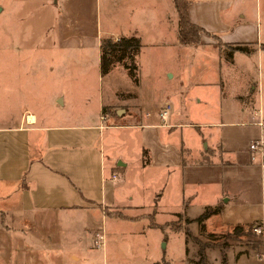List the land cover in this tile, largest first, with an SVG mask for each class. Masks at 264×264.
<instances>
[{
	"label": "crops",
	"instance_id": "obj_1",
	"mask_svg": "<svg viewBox=\"0 0 264 264\" xmlns=\"http://www.w3.org/2000/svg\"><path fill=\"white\" fill-rule=\"evenodd\" d=\"M190 1L192 22L206 31L201 44L195 46L202 54L193 74L202 78L193 82L203 90L196 101L211 110L200 108L196 121H190V98L182 88L171 93L185 110L180 114L176 110L170 121L172 110L163 120L161 106L158 114L162 124L134 121L124 125L160 127L170 134L184 127L197 129L199 135L192 130V141L186 137L170 144L162 141L160 134L154 138V146L144 148L148 162L152 159L168 167L167 195H173L176 207L164 212L163 191L151 193L148 209L122 206L115 199L117 188L108 186L109 173L113 181L115 174L117 179L120 174L126 178L127 164L108 159L102 140L105 121L117 112V119L143 114L142 81L129 80V87L116 83L110 101L99 97V116L66 114L60 123H48L35 107L20 105L16 100L27 97L23 90L15 91L11 86L2 94L14 101V116L4 111V105L11 104L0 98V264H32L31 259L40 264L39 254L51 222L55 232L60 229V236H76L80 244L85 238L83 245L88 251L98 235L113 233L122 240L129 232L130 241H137L131 247L137 264H178L172 236L181 241L183 264H260L264 233L250 238L246 228L256 222L264 224V156L253 160L250 150L253 140H264V0ZM52 2L59 7L61 25L55 45L70 49V60L83 59L79 55L82 48L97 49L92 56L100 70L101 39L113 36L138 37L143 48H166L175 52L178 62L185 63L189 46L179 40L174 0H106L113 7L121 6L125 27L118 33L103 27L101 17L94 14L93 0H86V5L91 3L89 14L77 12L72 23L66 13L82 1ZM229 44L245 46L249 52L233 51ZM212 55L214 67L207 63L213 61ZM179 66L167 69L170 78H182ZM115 70L128 72L122 64ZM209 76L214 79L205 81ZM91 90L96 93L94 86ZM14 92H18L16 97ZM57 100L62 101L61 95L53 97L55 103ZM166 101L171 103L168 97ZM106 106L108 113L103 110ZM119 107H129L128 116L120 115ZM26 113L35 115L36 123L27 124ZM237 127L245 129L239 134ZM163 214L169 220L161 219ZM128 224L133 226L125 230ZM237 228L240 231L235 234ZM153 234L158 235L160 247L150 242ZM221 235H229L226 242L219 239ZM198 254L201 263H196ZM71 259L80 262L83 256L72 252Z\"/></svg>",
	"mask_w": 264,
	"mask_h": 264
},
{
	"label": "rangeland",
	"instance_id": "obj_2",
	"mask_svg": "<svg viewBox=\"0 0 264 264\" xmlns=\"http://www.w3.org/2000/svg\"><path fill=\"white\" fill-rule=\"evenodd\" d=\"M80 1H82L81 4L73 5L72 11L66 13L69 17L68 21L71 23L74 22L77 12L87 15L90 12L91 3L89 6L86 5V0ZM92 6L95 11L94 14H97L99 19L101 17L104 28L110 27L111 31L116 33L124 31L125 25L121 20L120 5L113 7L107 4L106 0H93ZM0 9H2L0 10V98H3V102L11 104L4 105L7 108L4 110L5 112L14 113V116L17 111L13 108L15 106L14 101H11L9 95L2 94L12 86L15 91L23 90L27 97V99H17L16 101L20 105L27 103L35 107L41 118L48 123H60L65 119L66 114L79 116L97 113L99 116V97H104L105 101L108 102L113 97L112 92L116 83L118 86L129 87L131 85L129 80L134 81L129 71L121 74L115 70L119 64L112 68L109 72L110 76L109 73L104 74L102 72L101 61L100 70H98V67L94 65L92 56L93 53H98L97 49L93 51L82 48L79 55L83 59L79 61L70 60L72 51L64 46L60 48V46L55 45V41L59 39L61 25L59 7L52 0H0ZM262 22L264 29V17ZM105 37L110 36H103V38ZM188 46L185 63L181 64L175 58V52H169L166 48L161 47L147 46L143 48L141 44V50L134 61L138 67V79L142 81L143 114L130 119H117L119 117L117 112L116 118L108 117L105 121L107 127L104 130L102 140L108 159H117V162L122 161L127 164L125 179L121 174L119 179L114 181L111 179L110 173L107 176L108 186H111L113 190L114 187L117 188L115 199L119 205H134L138 206L137 209L139 210L148 209L151 193L156 191L166 192L162 204L164 212L166 209L170 210L177 205L173 195L170 197L167 195L170 186L168 167L158 164L152 159L148 162L144 148L148 149L154 146V138H158L160 134H162V141L170 144H176L183 138L186 140V137L192 141V130L199 135L197 129L184 127L176 130L174 134H170L168 129H161L160 127L150 129L142 126L124 125H133L132 122L134 121L145 124L156 121V123L162 124L158 111L162 109L167 97L171 99L173 107L169 116L170 121L171 117L176 115V110L179 111V114L185 110L182 108L181 102L174 98L176 94L171 93L182 88L190 98L187 116L191 119L190 121H196L200 108H205L203 104H198L196 101L197 94L203 90L193 82L194 79L202 78L193 74L196 72L194 70L198 68L202 51L196 49L195 46ZM213 58L215 59L214 55H212L213 61L207 63H213L214 67ZM179 64L182 66L184 75L182 78H170L167 69H178L180 68ZM213 79V76L204 78L205 81ZM93 86L96 93L91 90ZM15 93L16 97L18 92ZM56 95H61V102L57 100L55 103L53 101V97ZM5 96L8 101H6ZM119 108L122 110L120 115L128 116L129 107ZM108 109L109 107L106 106L105 113L109 112ZM205 110L211 109L205 108ZM112 112L115 113L116 109ZM122 112L124 113L122 114ZM237 128L239 134L245 129L244 127ZM198 138L201 143V137ZM126 210L129 213L136 212V209L134 211ZM160 218L164 221L166 218L169 220V216L165 214L161 215ZM129 226L133 225L128 224L125 226V230H129ZM55 228L54 222L47 226L44 249L39 254L40 264H137L131 252V247L135 246L137 241L133 239L130 241L129 237L132 235L129 232L123 234L127 237H123L122 240L113 233L109 236L103 234L104 243H101L99 247L93 238V246H90L91 249L88 251L83 245L86 242L85 238L80 237L83 243L80 244L76 236H60L62 234L60 229H57V233ZM246 230L250 233V238L260 236L252 232L251 226H248ZM237 232L239 230H236L235 234ZM228 236L221 235L219 239L226 242ZM150 238L152 245L160 247L158 246L160 244L157 234H153ZM76 240L79 245L75 244ZM170 240H173L171 245L175 249L173 252L175 260L178 264H183L181 262L183 250L180 239L172 236ZM72 252L82 254L83 259L80 262L74 261L71 259ZM196 257V263H201L202 259L199 254ZM31 263L38 264L37 262L34 263L32 259Z\"/></svg>",
	"mask_w": 264,
	"mask_h": 264
},
{
	"label": "trees",
	"instance_id": "obj_3",
	"mask_svg": "<svg viewBox=\"0 0 264 264\" xmlns=\"http://www.w3.org/2000/svg\"><path fill=\"white\" fill-rule=\"evenodd\" d=\"M179 15V40L183 45L199 46L202 40V33L205 29L192 22L189 16L190 0H174ZM233 51L249 52L242 45H231ZM141 50V41L138 37H122L116 39L113 36L101 39V69L104 74L109 73L118 64L124 65L136 83L138 79V67L135 64V57ZM105 110V108L103 109ZM210 212H207L208 215ZM205 215V216H206ZM236 230H239L237 228ZM159 264V263H157Z\"/></svg>",
	"mask_w": 264,
	"mask_h": 264
},
{
	"label": "built area",
	"instance_id": "obj_4",
	"mask_svg": "<svg viewBox=\"0 0 264 264\" xmlns=\"http://www.w3.org/2000/svg\"><path fill=\"white\" fill-rule=\"evenodd\" d=\"M171 110H172L171 103L169 101H166L160 113L161 118L165 120L168 117ZM24 121L27 124H34L36 123L37 118L33 114L26 113L24 116ZM250 150L252 152L253 160H256L259 157V155L264 156V140L263 139L253 140L250 144ZM262 166L264 167V162L262 163ZM113 178L116 180L118 178V175L115 174ZM251 230L256 235H262L264 233V224L261 222H256L255 224L251 225ZM95 243L97 244L98 247L101 245V243H104V235H98L97 239L95 240ZM258 259L260 264H264V249L261 252H259Z\"/></svg>",
	"mask_w": 264,
	"mask_h": 264
}]
</instances>
